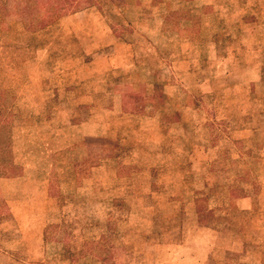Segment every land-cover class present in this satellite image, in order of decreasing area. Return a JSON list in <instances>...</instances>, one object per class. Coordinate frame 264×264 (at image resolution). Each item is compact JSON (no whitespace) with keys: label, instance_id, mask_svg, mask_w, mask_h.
Masks as SVG:
<instances>
[{"label":"rangeland","instance_id":"374dc122","mask_svg":"<svg viewBox=\"0 0 264 264\" xmlns=\"http://www.w3.org/2000/svg\"><path fill=\"white\" fill-rule=\"evenodd\" d=\"M0 264H264V0H0Z\"/></svg>","mask_w":264,"mask_h":264},{"label":"crops","instance_id":"0c3cea01","mask_svg":"<svg viewBox=\"0 0 264 264\" xmlns=\"http://www.w3.org/2000/svg\"><path fill=\"white\" fill-rule=\"evenodd\" d=\"M12 21H13V19H12ZM7 22H10V21H7ZM92 140V137H90V136H88V137H85V139H84V141H83V144H80L79 143V146L81 145V147H82V145H85V146H88V143H87V141L89 142V141H91ZM133 166V165H132ZM116 173V172H115ZM133 174V173H132ZM59 192V191H58ZM58 194H60V192L58 193ZM48 195H50V190L48 189Z\"/></svg>","mask_w":264,"mask_h":264}]
</instances>
